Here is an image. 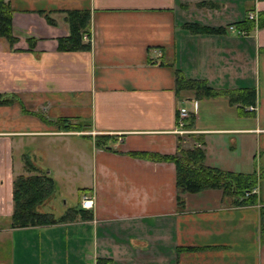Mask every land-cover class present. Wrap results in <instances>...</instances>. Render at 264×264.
Returning a JSON list of instances; mask_svg holds the SVG:
<instances>
[{
    "label": "crops",
    "instance_id": "crops-1",
    "mask_svg": "<svg viewBox=\"0 0 264 264\" xmlns=\"http://www.w3.org/2000/svg\"><path fill=\"white\" fill-rule=\"evenodd\" d=\"M6 1L20 50L0 37V93L18 95L25 113L19 102L0 105V264H264V26L246 33L236 27L250 11H263L264 0ZM71 10L91 13L84 37L90 50L59 49L71 31ZM192 23L226 32L191 31ZM178 70L216 89L256 88V104L177 92ZM194 102V119L177 132L179 109L192 110ZM37 113L90 129L58 131ZM98 134L115 136L112 149L95 145ZM24 135L25 154L38 137L89 138L90 182L80 187L78 204L56 208L53 195L42 210L59 217L90 194L92 217L11 226L14 180L26 173H17L14 142ZM195 145L209 166L262 173L259 204L237 206L212 188L182 194L180 206L175 163L132 155ZM38 154L29 155L53 176Z\"/></svg>",
    "mask_w": 264,
    "mask_h": 264
},
{
    "label": "trees",
    "instance_id": "trees-1",
    "mask_svg": "<svg viewBox=\"0 0 264 264\" xmlns=\"http://www.w3.org/2000/svg\"><path fill=\"white\" fill-rule=\"evenodd\" d=\"M13 14L9 2L0 0V37L6 38L10 47L15 51L20 49L15 45L19 39L13 32ZM70 24V34L60 38L59 49L67 52L90 50V42L84 37L89 33L91 23V13L88 10H71L68 12ZM257 26H264V10L259 12L256 22L248 18L236 23L239 30L250 32ZM191 31L202 33H225L226 28H214L197 23L188 24ZM33 42L30 48L33 47ZM176 91L192 90L196 98H214L226 96L231 103H242L243 107L256 104V88H241L237 90L216 89L210 86L207 80L186 77L181 71L176 75ZM15 102L22 104L25 113V106L21 98L16 94L4 95L0 93V105H13ZM255 107V106H254ZM38 114V113H37ZM46 123L53 125L58 131H81L90 129V126L81 123L70 117L61 116L53 120L43 113L38 114ZM195 114L192 113L191 119ZM92 137V135L90 136ZM115 136L110 134H98L95 136V145L106 149H112L115 143ZM198 143H205L201 136L197 137ZM132 155L159 161H171L175 163L177 170L176 187L178 193V203L184 205L182 194L196 193L206 189L217 188L223 190L224 194L231 198L232 203L237 206H256L259 204L255 189L259 183L262 173H243L231 170H224L205 163L206 153L202 146L195 145L192 148L184 149L179 146L175 154H160L152 152H135ZM26 173L15 177L13 186L14 210L11 216L12 227H27L57 222L74 220L77 217H92L93 211L81 206L68 209L63 215L56 217L53 213L42 210V205L55 195L57 182L55 178L47 172L40 170L31 159L29 154L23 155ZM261 235L264 239V202L260 206ZM104 259H99V264H105Z\"/></svg>",
    "mask_w": 264,
    "mask_h": 264
},
{
    "label": "rangeland",
    "instance_id": "rangeland-1",
    "mask_svg": "<svg viewBox=\"0 0 264 264\" xmlns=\"http://www.w3.org/2000/svg\"><path fill=\"white\" fill-rule=\"evenodd\" d=\"M194 108V104L192 110ZM55 136V135H54ZM38 137L30 141L26 153L38 150L42 156L44 167L54 170V177L57 180L54 206L63 209L67 206H76L78 204V192L80 187L90 182L88 177L91 165L92 145L84 136H59V137ZM15 150L17 153V162L22 167L15 170L20 173L25 170L23 155L25 154V135L24 137L15 136ZM85 152L81 153V150ZM29 151V152H28ZM32 155V154H31ZM72 162L73 166L68 167ZM78 167L74 168V167ZM81 170V171H80ZM66 205L64 206V204Z\"/></svg>",
    "mask_w": 264,
    "mask_h": 264
},
{
    "label": "built area",
    "instance_id": "built-area-1",
    "mask_svg": "<svg viewBox=\"0 0 264 264\" xmlns=\"http://www.w3.org/2000/svg\"><path fill=\"white\" fill-rule=\"evenodd\" d=\"M248 18L251 20H255L257 22L258 18H259V14L257 11H250L248 13ZM89 38L91 41L92 38L90 37V35H89ZM197 105H198L197 102H194V108L195 109H193V110H191V109L189 110L186 107H181L179 109V122H178L179 129H177V132H179V133L185 132L184 126L186 124V120L191 117L192 113L195 114L196 109H197ZM251 109H254V107H251ZM92 199L93 198L90 194H83V196L81 198V206L85 209L93 208V200Z\"/></svg>",
    "mask_w": 264,
    "mask_h": 264
}]
</instances>
